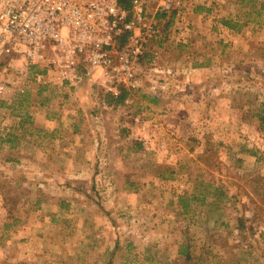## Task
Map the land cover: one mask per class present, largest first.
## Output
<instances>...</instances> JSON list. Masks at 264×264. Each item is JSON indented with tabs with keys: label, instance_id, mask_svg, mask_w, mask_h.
<instances>
[{
	"label": "rangeland",
	"instance_id": "374dc122",
	"mask_svg": "<svg viewBox=\"0 0 264 264\" xmlns=\"http://www.w3.org/2000/svg\"><path fill=\"white\" fill-rule=\"evenodd\" d=\"M260 1L173 0L167 26L146 0L159 34L117 106L100 72L60 88L15 61L0 96V264H264Z\"/></svg>",
	"mask_w": 264,
	"mask_h": 264
},
{
	"label": "built area",
	"instance_id": "2783aa9c",
	"mask_svg": "<svg viewBox=\"0 0 264 264\" xmlns=\"http://www.w3.org/2000/svg\"><path fill=\"white\" fill-rule=\"evenodd\" d=\"M173 8V0H157L155 16ZM155 16L146 0H0V96L18 60L41 68L38 82L60 88L100 72L114 96L120 86L138 90L142 61L159 34ZM152 58H160L157 49ZM150 90L160 95L156 84Z\"/></svg>",
	"mask_w": 264,
	"mask_h": 264
},
{
	"label": "trees",
	"instance_id": "16d2710c",
	"mask_svg": "<svg viewBox=\"0 0 264 264\" xmlns=\"http://www.w3.org/2000/svg\"><path fill=\"white\" fill-rule=\"evenodd\" d=\"M248 1H252V0H248ZM259 5V8H258V11L256 12L257 13V16H261V15H264V2L263 1H260L258 3ZM176 10H160L156 13V17L159 20H166V18H168L167 22H166V25H170L173 20H174V16L176 14ZM236 20V19H235ZM234 18L232 17H225V18H222L220 19V22L226 26L227 28L231 29V30H236V31H239L240 28L242 27V24H240L239 22L235 21ZM249 20L251 21V19H248V21H245V23L243 24H248ZM254 20V19H252ZM259 22H262V21H259ZM35 73L36 72H39V71H34ZM129 95V91L125 88V87H122L121 88V92L119 93V95L117 96H114V95H108L107 96V102L109 105H113V106H117L121 103H123L127 96ZM261 118H262V121H264V116L262 115H259ZM131 147H133L134 149H142L143 148V144L139 141H133L132 143L129 144ZM203 157L205 156H201L200 158L203 159ZM172 175L168 176V177H165L166 179L168 178H172L171 177ZM216 191H218V188L215 189ZM217 193L215 192L214 194H212L213 196H215ZM197 196L195 195H189V193H185L183 195H180L179 196V199H180V202L182 203V206L184 208H188L189 206V201L190 200H193V199H196ZM204 201V199H203ZM262 202L264 203V191H263V194H262ZM243 226V224H242ZM180 254L184 255L186 257L187 260H192L194 258V255H193V252L190 248V245H187V244H182L180 246V251H179Z\"/></svg>",
	"mask_w": 264,
	"mask_h": 264
}]
</instances>
